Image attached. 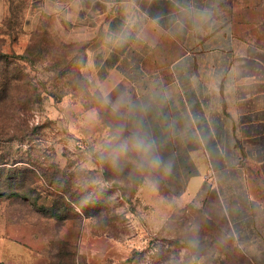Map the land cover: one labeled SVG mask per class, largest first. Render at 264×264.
<instances>
[{
    "label": "rangeland",
    "instance_id": "rangeland-1",
    "mask_svg": "<svg viewBox=\"0 0 264 264\" xmlns=\"http://www.w3.org/2000/svg\"><path fill=\"white\" fill-rule=\"evenodd\" d=\"M225 1L239 52L264 60V0ZM44 4L0 0V264H255L138 159L86 43L66 41ZM32 92L28 137L4 133Z\"/></svg>",
    "mask_w": 264,
    "mask_h": 264
},
{
    "label": "crops",
    "instance_id": "crops-1",
    "mask_svg": "<svg viewBox=\"0 0 264 264\" xmlns=\"http://www.w3.org/2000/svg\"><path fill=\"white\" fill-rule=\"evenodd\" d=\"M44 1L66 41L88 44L138 159L264 264V60L239 52L226 1Z\"/></svg>",
    "mask_w": 264,
    "mask_h": 264
},
{
    "label": "trees",
    "instance_id": "trees-1",
    "mask_svg": "<svg viewBox=\"0 0 264 264\" xmlns=\"http://www.w3.org/2000/svg\"><path fill=\"white\" fill-rule=\"evenodd\" d=\"M87 47H88V44H86ZM87 47H86V50H87ZM9 78L11 81H15V82H18V78L16 76H12V74L9 75ZM22 80V79H21ZM28 83V81H27ZM30 87V86H29ZM32 88V87H31ZM6 89H8L6 87ZM30 105L29 106H21V104L19 105H10L7 109H9L7 112H8V116H9V123L8 122H5L4 125H2V128H3V132L5 133V131H9L11 132V130L13 129L12 126H17V129H19L20 132H23V136L24 137H28V130H29V126H28V120L25 119L26 115L28 112H31L34 110V105L36 104V99H37V94H35L34 92H32V94L30 95ZM15 121H19L18 123L15 124ZM24 122L23 124H19V123H22ZM127 125V123H126ZM21 126V127H19ZM128 129V128H127ZM133 138V137H132ZM17 139V138H16ZM6 160L4 161H0V165H10V163L8 162H5Z\"/></svg>",
    "mask_w": 264,
    "mask_h": 264
}]
</instances>
